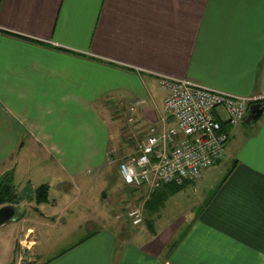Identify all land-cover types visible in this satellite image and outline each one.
Wrapping results in <instances>:
<instances>
[{"label": "crops", "instance_id": "0c3cea01", "mask_svg": "<svg viewBox=\"0 0 264 264\" xmlns=\"http://www.w3.org/2000/svg\"><path fill=\"white\" fill-rule=\"evenodd\" d=\"M159 76L261 105L256 121L235 127L219 111L222 160L175 192L127 188L109 163L111 150L158 124ZM25 144L50 164L53 187L88 190L84 172L113 171L152 233L138 241L113 223L117 234L102 230L47 258L34 253L33 227L67 224L29 202L36 218L15 217L23 264H264V0H0V177L11 172L30 195Z\"/></svg>", "mask_w": 264, "mask_h": 264}, {"label": "built area", "instance_id": "2783aa9c", "mask_svg": "<svg viewBox=\"0 0 264 264\" xmlns=\"http://www.w3.org/2000/svg\"><path fill=\"white\" fill-rule=\"evenodd\" d=\"M165 93L157 125L147 128L134 157L119 162L118 172L127 188L160 189L198 181L203 172L222 160L229 135L225 124L244 122L248 107L257 101L207 89L185 79L158 77ZM126 218L133 227L143 219L141 210L129 209Z\"/></svg>", "mask_w": 264, "mask_h": 264}, {"label": "rangeland", "instance_id": "374dc122", "mask_svg": "<svg viewBox=\"0 0 264 264\" xmlns=\"http://www.w3.org/2000/svg\"><path fill=\"white\" fill-rule=\"evenodd\" d=\"M141 140L142 139L138 140L136 143L134 142L132 147L122 152H120L121 150L118 152L111 150V154H114V156H110L112 159L109 163L116 165L118 168L119 162L125 160L127 157H134L136 147ZM79 149H81V147ZM36 154H40V151L37 152L34 146L28 144H25L23 146V152L19 153V155H24L25 159L28 161L24 163V166L30 168V177H28L31 181L30 186L39 187L38 184L45 183L52 186L53 180L57 182V179L51 176L50 164L40 161V158L35 157ZM225 165L226 163L221 164L219 167H216L215 169L217 170L213 172L224 173L227 168ZM84 175L85 179L92 180V185L89 186L88 190L87 188L81 189L82 187H80L78 193L68 187V183L64 181L61 184L57 183L55 187H53V185V188L49 190L48 202L43 205L41 211L54 215L63 213V221L67 226L44 228L35 225V227H33L35 229V235L32 236V238L37 242V247L34 250L36 255L37 253H42L43 256L51 258L61 250L77 245L79 241L94 233L102 232V230L117 234L113 229V223H116V227H121V232H123L125 236L138 238V241L141 235L144 236V238H149L150 233H152L146 226L140 225L133 227L126 220L125 214L127 212L124 211L126 209H132L133 207L128 208L129 202H126L128 198L125 197L124 193L121 194L119 192V190H122L121 187L123 186L120 185L113 171L89 170L87 173L84 172ZM208 180L210 181V179H206V181ZM31 190L33 191L34 189ZM80 191H82V195H80ZM14 195L18 202L15 205V217L21 218L26 216L30 219H35L36 215L34 209L30 206H26L27 203L34 202L33 194H23L19 192L14 185ZM50 204H53V206ZM123 214L125 216H123ZM15 217L13 220L0 226V264H14L17 259L18 261L16 264H23L26 261L24 257L28 258L27 254L23 253L26 250H21V255L17 253L19 250L16 251L13 242L14 236H16L20 229V226H16L15 224ZM114 217L116 218L115 220ZM109 221H112V224ZM27 226L29 225H26V227ZM17 255L24 257H17ZM34 260L37 261L38 258L34 257Z\"/></svg>", "mask_w": 264, "mask_h": 264}, {"label": "trees", "instance_id": "16d2710c", "mask_svg": "<svg viewBox=\"0 0 264 264\" xmlns=\"http://www.w3.org/2000/svg\"><path fill=\"white\" fill-rule=\"evenodd\" d=\"M184 185L175 187L174 192L180 190ZM32 194L36 205L46 204L48 202L47 185L37 187L32 191ZM17 203V199L14 195L13 175L11 172L5 173L0 177V208L7 205L15 207Z\"/></svg>", "mask_w": 264, "mask_h": 264}, {"label": "water", "instance_id": "95a60500", "mask_svg": "<svg viewBox=\"0 0 264 264\" xmlns=\"http://www.w3.org/2000/svg\"><path fill=\"white\" fill-rule=\"evenodd\" d=\"M261 114V105L252 104L248 107L247 115L245 117V123H251L256 121ZM16 214L15 207L12 205H7L0 208V226L6 224L7 222L14 219Z\"/></svg>", "mask_w": 264, "mask_h": 264}]
</instances>
